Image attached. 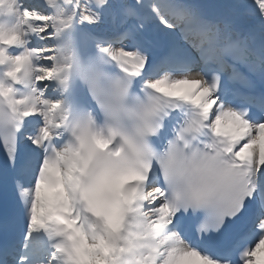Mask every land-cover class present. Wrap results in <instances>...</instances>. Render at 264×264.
<instances>
[{
	"label": "snow or ice",
	"instance_id": "1",
	"mask_svg": "<svg viewBox=\"0 0 264 264\" xmlns=\"http://www.w3.org/2000/svg\"><path fill=\"white\" fill-rule=\"evenodd\" d=\"M0 264H264V0H0Z\"/></svg>",
	"mask_w": 264,
	"mask_h": 264
}]
</instances>
